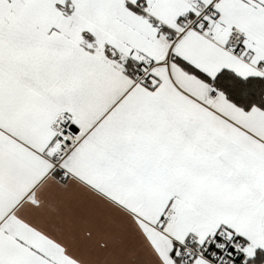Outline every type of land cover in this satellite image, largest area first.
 <instances>
[{
	"label": "snow or ice",
	"instance_id": "6c2138e0",
	"mask_svg": "<svg viewBox=\"0 0 264 264\" xmlns=\"http://www.w3.org/2000/svg\"><path fill=\"white\" fill-rule=\"evenodd\" d=\"M0 264H264V0H0Z\"/></svg>",
	"mask_w": 264,
	"mask_h": 264
}]
</instances>
